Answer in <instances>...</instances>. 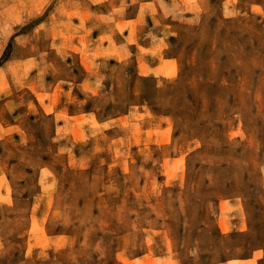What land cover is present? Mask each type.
<instances>
[{
    "label": "rangeland",
    "instance_id": "1",
    "mask_svg": "<svg viewBox=\"0 0 264 264\" xmlns=\"http://www.w3.org/2000/svg\"><path fill=\"white\" fill-rule=\"evenodd\" d=\"M15 263L264 264V0H0Z\"/></svg>",
    "mask_w": 264,
    "mask_h": 264
},
{
    "label": "crops",
    "instance_id": "2",
    "mask_svg": "<svg viewBox=\"0 0 264 264\" xmlns=\"http://www.w3.org/2000/svg\"><path fill=\"white\" fill-rule=\"evenodd\" d=\"M26 1H33V0H26ZM89 19H90V13H88L86 15ZM78 48H80V45H76ZM128 45L125 44V46L123 47V50L125 53H128ZM98 48V46H97ZM102 48L105 50L107 48V45H102ZM95 49V46L92 45L89 47L88 49V53L93 52ZM142 51H144V53H142ZM132 56L134 59V62L136 64V67L138 69V73L141 75L143 74V71H146V74H151L154 75V69L156 68V66L158 65L157 61L154 59V44L151 42L150 44H146V45H136L134 48H132ZM78 55V61L81 64L82 67L87 68L89 67L92 63H94V60H92L91 55H89L88 57L84 58L82 52L78 51L77 53ZM167 61V60H165ZM85 82V81H84ZM82 82V84L84 83ZM25 259V254L23 259ZM19 260V261H21ZM17 264V263H15Z\"/></svg>",
    "mask_w": 264,
    "mask_h": 264
}]
</instances>
